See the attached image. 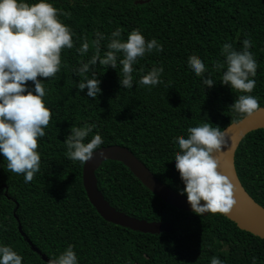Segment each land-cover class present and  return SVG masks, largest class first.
<instances>
[{
  "label": "trees",
  "instance_id": "16d2710c",
  "mask_svg": "<svg viewBox=\"0 0 264 264\" xmlns=\"http://www.w3.org/2000/svg\"><path fill=\"white\" fill-rule=\"evenodd\" d=\"M135 1L0 0V264H264V239L220 211L206 176L219 133L264 107V0ZM112 145L211 202L208 215L106 160L95 175L110 205L174 229L104 220L83 167ZM234 165L264 208V129Z\"/></svg>",
  "mask_w": 264,
  "mask_h": 264
},
{
  "label": "water",
  "instance_id": "95a60500",
  "mask_svg": "<svg viewBox=\"0 0 264 264\" xmlns=\"http://www.w3.org/2000/svg\"><path fill=\"white\" fill-rule=\"evenodd\" d=\"M148 0H136L135 4H144ZM264 129V107H259L244 116L238 122L228 125L214 140L206 170L208 188L212 200L220 211L241 230L264 239V208L256 203L242 187L234 165L235 153L242 139L250 132ZM106 160L123 163L152 193L167 204L181 210L208 215L212 205L209 201H200L185 197L164 185L127 147L112 145L99 148L88 155L83 167V184L87 196L99 215L106 221L121 227L142 233L159 234L174 229L168 222H148L126 215L110 205L98 189L96 170ZM230 179L238 181L247 197L256 205L257 210L248 208L234 192ZM20 232L25 236L21 226ZM38 253V249L31 246ZM47 263L50 261L42 255ZM56 264V263H54Z\"/></svg>",
  "mask_w": 264,
  "mask_h": 264
},
{
  "label": "bare ground",
  "instance_id": "6f19581e",
  "mask_svg": "<svg viewBox=\"0 0 264 264\" xmlns=\"http://www.w3.org/2000/svg\"><path fill=\"white\" fill-rule=\"evenodd\" d=\"M230 185L234 192L238 195L239 199L250 209L257 210V206L252 203V201L247 197L244 190L241 188L238 181H234L233 179H230Z\"/></svg>",
  "mask_w": 264,
  "mask_h": 264
}]
</instances>
